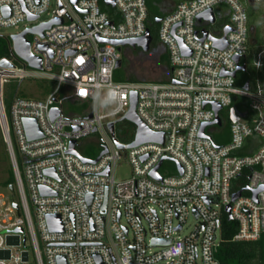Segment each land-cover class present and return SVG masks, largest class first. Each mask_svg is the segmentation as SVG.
I'll return each instance as SVG.
<instances>
[{"label":"built area","instance_id":"built-area-1","mask_svg":"<svg viewBox=\"0 0 264 264\" xmlns=\"http://www.w3.org/2000/svg\"><path fill=\"white\" fill-rule=\"evenodd\" d=\"M113 1L121 16L118 22L99 0H0V27L28 21L34 23L26 27L31 28L62 19L43 35L27 34L42 68L21 58L11 38L9 54L0 57V128L16 181L13 189L8 187L12 196L0 192V264H59L60 255L67 264H219L226 206L237 224L234 240H257L264 233V86L251 88L248 81L246 89L245 83L237 85L234 75L249 51L244 3L181 0L161 16L158 37L168 52L169 69V81L163 82L115 79L122 46L100 39L143 36L149 7L147 0ZM220 4L229 8V21L220 29L209 20H198L199 14ZM43 15L50 17L39 22ZM225 25L231 30L225 35L226 45L219 47L209 36L223 39ZM202 30L207 31L204 40ZM263 55L264 48L256 54L257 68L263 65ZM28 77L53 80L55 88L43 99L15 95L5 104L3 83ZM109 91L116 94L114 102L107 99ZM132 91L138 96V116L149 129L163 133L164 142L117 146L108 125L115 122L116 128L128 112ZM236 95L248 100L245 116L233 103ZM76 101L84 105L80 113H66L63 104ZM214 102L221 105L222 124H230L229 142H217L207 130L222 124L207 125L205 135H200L202 124L216 117ZM54 107L60 113L52 119ZM27 118L37 120L41 137L29 138ZM94 129L105 134L106 152L97 162L84 161L89 157L78 145ZM72 141L77 153L70 151ZM124 155L132 174L118 180L114 168ZM162 159L156 179L151 172ZM167 160L175 162L174 173L161 172ZM245 168L251 169L247 183L233 190L232 181ZM42 187L48 193L43 194ZM237 191L241 195L233 200ZM49 215L59 216L61 230L50 227ZM190 216L195 218L194 228L182 234ZM30 246L35 261L29 258Z\"/></svg>","mask_w":264,"mask_h":264},{"label":"rangeland","instance_id":"rangeland-1","mask_svg":"<svg viewBox=\"0 0 264 264\" xmlns=\"http://www.w3.org/2000/svg\"><path fill=\"white\" fill-rule=\"evenodd\" d=\"M57 0H53L56 3ZM149 4L150 12L153 14L159 13V6L156 4V0H147ZM179 1V0H178ZM177 1V2H178ZM244 3L248 12V24L249 27L253 26L254 30L250 31L249 51L247 57L243 58L241 62L247 61L248 66L246 70H239L236 75L237 85H243L247 79L250 81L251 88H254L257 83L264 86V65L261 68H257L254 64L256 54L258 51L264 48V1L255 0H240ZM164 15V14H163ZM50 16L43 15L39 18V22L48 19ZM221 21H229V15L223 14ZM34 25L33 22H22L18 27H0V49L7 47V38H11V35L23 31L26 27ZM215 30L220 29L219 24H214ZM159 26L155 29L154 39L152 40L151 48L148 51H144L140 46L133 48L129 45L122 46V65L117 68L116 73L120 75L121 81H169V69L166 67L165 62L168 61V52L164 50L163 45L160 43L158 37ZM32 33H28V37L31 38ZM264 64V55L262 58ZM16 63H18L16 61ZM118 80V79H116ZM55 81L47 78H34L28 77L22 81H11L9 83H3L2 93L3 101L5 104H9L15 95H20L29 98H45L55 88ZM60 96V95H59ZM61 97V96H60ZM84 105L80 101L65 102L63 108L66 113L69 111L80 113ZM226 111V109H224ZM208 132L212 134L213 138L219 143L229 142L231 139L230 124L227 120H224L222 126ZM117 133L124 142L130 141L131 131L124 126L117 127ZM103 139L105 134L103 132L95 131L88 137L82 139L78 145L79 151L86 157L96 158L103 150ZM126 150H124L125 152ZM123 152V153H124ZM176 171V164L172 161H165L161 167L163 174H171ZM114 174L116 179L121 180L131 176L132 167L129 158L124 155L114 168ZM15 176L11 166L10 156L3 138V134L0 128V192L5 195L12 196L13 193L8 190L11 184H15ZM15 198H18L17 189L15 190ZM195 225V218L190 216L186 226L182 230V234L189 233L193 230ZM30 242V240H29ZM29 258L35 261V254L33 248L30 246Z\"/></svg>","mask_w":264,"mask_h":264},{"label":"water","instance_id":"water-1","mask_svg":"<svg viewBox=\"0 0 264 264\" xmlns=\"http://www.w3.org/2000/svg\"><path fill=\"white\" fill-rule=\"evenodd\" d=\"M73 2L76 3L77 0H73ZM105 3L108 5L115 6V3L113 0H106ZM5 12H7L6 9H5ZM36 18H37V16H29V19H36ZM201 19L209 20V22H211L212 24H215L217 22V20L220 19V16H218L215 9L210 8V9H208V10H206L203 13L198 15V20L200 21ZM160 20H161V16H157L155 18V21L157 23H159ZM60 22H62L61 18H55L50 22L41 23L38 26L26 28L23 31H21L20 33H16V34L11 35V41L13 43V48H14L15 52L21 58L26 60L31 67L38 68V69L42 68L41 58L39 56L34 55L31 52L30 41L27 37V34L28 33H40L41 35H43L44 29L49 28L53 23H60ZM109 23H110V25L114 24L113 21H110ZM230 30H231V26L225 25L223 28V31H224V38L223 39L218 40L212 36H209V38L212 39L217 46L224 47L226 45L225 35ZM202 31H203V36L201 37V39L204 40L207 37V31L206 30H202ZM196 33H198V32H196ZM152 40H153V37H152L150 30L148 28L146 30V33L143 36L138 37V38L123 39V40L100 39L101 42L110 41L111 43L117 45L119 48L121 46H124V45H129V46H132L133 48H135L136 46H140L144 51L150 50ZM184 52L187 53V51H184ZM239 59H240L239 57H236L237 62H239ZM1 64L2 65H10L9 62H7V60H1ZM121 65H122V59H119L116 66L118 68ZM239 70H246V64H242V65L239 64L234 75H236L237 71H239ZM244 87L246 89L249 88V82L248 81L245 82ZM137 99H138L137 92L132 91L131 95H130V100H131L130 109L121 118V120L122 119L128 120L136 126L134 138L131 142H129L128 144L121 143L119 141L118 137L116 136L115 122H110L108 125L110 134L114 138V140H115V142L119 148L134 147V146H137V145L144 143V142H147V141H158L161 143L164 142V134L154 132L151 129H149V127L138 116L137 111H136ZM212 105L216 111V117L213 121L206 122V123L202 124L201 129H200V135H205L204 129L207 125H212V124L221 125L222 124L221 118L219 116V111L221 109V105L216 103V102H214ZM59 113H60L59 108H57V107L52 108L51 112H50L51 118L54 119L56 116L59 115ZM88 117H91V114H89ZM24 124H25L26 131H27L30 139L38 138V137H41L43 135L36 119L27 118L24 120ZM95 131H96V129H94V132ZM75 143H76L75 141L71 142L70 151L77 153V151L75 149ZM105 152H106V150H102L100 152V154L95 159H89V158H83V159H84V161L97 162L98 159L100 158V156ZM145 158H146V156L143 157V159H145ZM163 159H170V158L164 157ZM163 159L159 162V164L156 166V168L151 172V175L156 179H160V175L158 173V168L161 165ZM178 168L180 170V173H182V169H181V166L179 164H178ZM47 173L52 174L53 172H52V170H47ZM105 173H108V170ZM10 188L13 189V185H10ZM41 192L43 194L48 193V191L45 187L41 188ZM257 192H258V190H256L254 192V197L256 196ZM240 195H241V191L234 192L232 194L233 200L238 198ZM15 206L18 207L17 204H15ZM104 210H105V206L103 208V211ZM225 210L227 213H229V217L232 218L230 215V206H226ZM48 221H49L50 227L52 229H54V230H61L62 229V224L59 220L58 215H49ZM21 230H22L21 228L17 229V231H21ZM157 242H159V240H157V239L153 240V243H157ZM58 261H59V264H67L66 258L63 255H60L58 257Z\"/></svg>","mask_w":264,"mask_h":264},{"label":"trees","instance_id":"trees-1","mask_svg":"<svg viewBox=\"0 0 264 264\" xmlns=\"http://www.w3.org/2000/svg\"><path fill=\"white\" fill-rule=\"evenodd\" d=\"M106 0H99L101 8L108 12L109 17L116 22L121 19L120 14L118 13L116 7L112 5H108L105 3ZM156 15L150 12L148 14L147 19V27L150 30V33L154 39L155 29L159 26V23L155 21ZM2 36H0L1 39ZM10 52V42L9 38H7V47L4 49H0V57H4L8 55ZM166 67L168 66V61L165 62ZM264 65V64H263ZM262 65V66H263ZM261 66V67H262ZM117 70V68H116ZM115 70V79H120V75L116 73ZM246 81H249L247 79ZM234 105H236L237 110L243 114L248 112V100L242 96L236 95L233 101ZM223 114V112H221ZM124 126L128 128V131H131L130 141L134 138L135 128L136 126L125 119H120L116 123V135L118 139L124 142L119 134L117 133V127ZM126 142V143H129ZM251 172L250 168H245L237 177L232 181V189L237 190L242 186L240 184H246L248 180V176ZM237 224L234 219L230 218L229 215L223 211L222 219H221V242L217 251V258L219 260V264H264V233L257 240H234L233 236L236 232Z\"/></svg>","mask_w":264,"mask_h":264},{"label":"crops","instance_id":"crops-1","mask_svg":"<svg viewBox=\"0 0 264 264\" xmlns=\"http://www.w3.org/2000/svg\"><path fill=\"white\" fill-rule=\"evenodd\" d=\"M251 2L254 3L255 0H251ZM177 3L178 2H175V1H170L166 4H164V3H158L157 4L156 3L159 6V10H160L159 13L155 14L156 17L157 16H163V14L165 15V14L171 12L175 8ZM148 7H149V4H148ZM216 12H217L218 16H222L223 14H229V8H228V6H226L224 4H220V5L216 6ZM253 30H254V28H253V26H251L250 31H253Z\"/></svg>","mask_w":264,"mask_h":264},{"label":"flooded vegetation","instance_id":"flooded-vegetation-1","mask_svg":"<svg viewBox=\"0 0 264 264\" xmlns=\"http://www.w3.org/2000/svg\"><path fill=\"white\" fill-rule=\"evenodd\" d=\"M170 1H175V2H177L178 0H156V3L158 4V3H164V4H166V3H168V2H170ZM181 0H179L178 2H180ZM221 17V16H220ZM227 21H221V20H217V22H216V24H219L220 26L222 25V24H224V23H226ZM248 55L246 54V56H245V58L247 57ZM244 64H246V68H247V66H248V62L247 61H244L243 62Z\"/></svg>","mask_w":264,"mask_h":264},{"label":"clouds","instance_id":"clouds-1","mask_svg":"<svg viewBox=\"0 0 264 264\" xmlns=\"http://www.w3.org/2000/svg\"><path fill=\"white\" fill-rule=\"evenodd\" d=\"M107 99L111 102H114L116 99V94L112 91H109L107 94Z\"/></svg>","mask_w":264,"mask_h":264},{"label":"snow or ice","instance_id":"snow-or-ice-1","mask_svg":"<svg viewBox=\"0 0 264 264\" xmlns=\"http://www.w3.org/2000/svg\"><path fill=\"white\" fill-rule=\"evenodd\" d=\"M79 63H83V60L81 59L80 61H78Z\"/></svg>","mask_w":264,"mask_h":264}]
</instances>
